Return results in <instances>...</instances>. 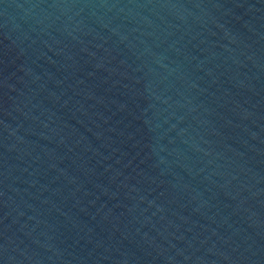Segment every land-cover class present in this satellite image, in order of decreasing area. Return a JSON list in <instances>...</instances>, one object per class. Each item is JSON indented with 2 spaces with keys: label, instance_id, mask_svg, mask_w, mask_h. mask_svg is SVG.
I'll return each instance as SVG.
<instances>
[{
  "label": "water",
  "instance_id": "obj_1",
  "mask_svg": "<svg viewBox=\"0 0 264 264\" xmlns=\"http://www.w3.org/2000/svg\"><path fill=\"white\" fill-rule=\"evenodd\" d=\"M0 264H264V0H0Z\"/></svg>",
  "mask_w": 264,
  "mask_h": 264
}]
</instances>
